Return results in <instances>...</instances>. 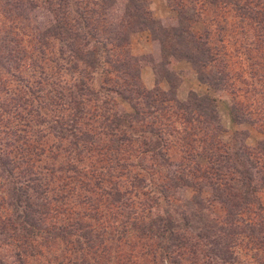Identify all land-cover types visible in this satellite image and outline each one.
Wrapping results in <instances>:
<instances>
[{"label": "trees", "instance_id": "obj_1", "mask_svg": "<svg viewBox=\"0 0 264 264\" xmlns=\"http://www.w3.org/2000/svg\"><path fill=\"white\" fill-rule=\"evenodd\" d=\"M83 1L95 7L0 0V250L12 264H264V139L228 144L217 122L225 93L233 122L264 136V0H167L181 19L158 36L163 55L213 92L184 102L141 83L129 34L150 10L128 0L118 23L114 0ZM181 146L198 153L176 159ZM237 244L258 253L243 261Z\"/></svg>", "mask_w": 264, "mask_h": 264}, {"label": "rangeland", "instance_id": "obj_2", "mask_svg": "<svg viewBox=\"0 0 264 264\" xmlns=\"http://www.w3.org/2000/svg\"><path fill=\"white\" fill-rule=\"evenodd\" d=\"M69 5L68 7H80L81 12L83 9L88 7H95L94 4L86 5L87 2L82 0H68ZM95 2H102L104 0H93ZM145 8L150 10L149 17L152 18L153 22H147L149 25V29L146 30H138L134 32H130L129 39H130V53L135 58L141 60L140 66L142 67L140 70V77L141 83L147 88L148 90H155L158 89L163 92H170L173 90V85L175 87V94L177 99L181 101H185L189 99V96L192 94H197V96H206L213 94L211 90L207 87V85L202 84L198 80V76L194 66L188 62L186 59L182 58L180 54V58L173 59L172 57H166L163 55L164 52L162 45L158 41V36L163 37L164 30H179V17L178 13V6L172 7L169 5L167 0H137ZM109 2V1H108ZM113 2H115L113 4ZM112 2L113 6L110 10V14L113 16H118V23L121 21V17L124 15V10L128 0H114ZM86 5V6H85ZM187 10V9H186ZM34 15H37L38 18H34ZM48 15L49 13L46 10L39 9L34 14H32L33 21L38 25L40 28L45 23H48ZM187 17V14H185ZM109 22L114 21L113 18H109ZM183 19V17H182ZM225 23L228 26L234 25L237 23L236 19L234 18L233 14H229L225 18ZM92 22V21H91ZM187 25V22H186ZM108 26V25H107ZM83 25L80 26L82 28ZM187 29V28H186ZM204 29L203 23H198L194 26V30L196 32H201ZM154 30V31H153ZM187 38V36L185 37ZM66 71H64V76L67 80H70L72 76H75V73L72 72L70 66L66 61H62ZM70 69V70H69ZM84 69V68H82ZM81 69V70H82ZM80 70V71H81ZM95 82H99L104 79V76L98 74L95 75ZM168 77V79L166 78ZM170 81V82H169ZM219 99L217 100V117H218V125L222 129L221 138L226 143H236L233 140L237 139V144L241 145L246 144L248 146L256 147L259 142L264 139L263 134L261 133L259 128H255L249 124H237L233 122L230 115V108L231 102L227 94L219 93L217 94ZM119 104V109L122 111L126 110L128 112L132 111L131 106L126 101L117 98ZM240 133V135H238ZM182 134V133H181ZM180 134V135H181ZM243 136V137H242ZM96 141V140H95ZM99 141V140H97ZM182 145V143H181ZM188 147V146H187ZM193 148L199 149L197 144L192 146ZM193 154H197L194 149L191 147L188 148ZM176 153L174 154V158H178L179 155H187L189 153H182L184 149L181 147H176ZM200 151V149H199ZM194 191L191 189L188 190H180L179 196L185 200L190 199ZM264 199V192L262 193ZM204 197H210V193L207 191L204 192ZM5 204L4 206H6ZM1 213V211H0ZM207 214H210L208 211ZM2 214V213H1ZM209 220L212 219V215H209ZM180 224L183 226L184 222L179 220ZM246 224L249 221H245ZM246 224L241 225L238 231L239 242L242 239H245V232H246ZM189 232V231H188ZM196 235L195 233L190 231V237ZM238 245V244H237ZM15 250L11 247L8 250H0L1 255L4 256L8 262L5 264H12L13 262L18 263L16 260V256L14 254ZM234 252L236 257H240L241 260L245 261L248 260L250 257L255 256L258 251L255 248L249 249L244 244H239L238 246L234 247ZM248 256H246V255ZM206 257L210 254L206 253ZM3 258V259H4Z\"/></svg>", "mask_w": 264, "mask_h": 264}]
</instances>
